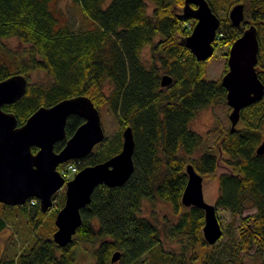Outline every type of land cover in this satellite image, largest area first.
<instances>
[{"label": "trees", "instance_id": "obj_1", "mask_svg": "<svg viewBox=\"0 0 264 264\" xmlns=\"http://www.w3.org/2000/svg\"><path fill=\"white\" fill-rule=\"evenodd\" d=\"M74 1L90 26L71 29L56 8L57 0H0V80L14 73L27 78L25 93L2 108L22 124L40 105L85 94L99 110L104 107L113 113L120 128L113 137L104 136L97 149L69 161L80 168L108 158L120 149L121 131L130 125L133 170L120 185L95 186L90 201L80 208V224L65 245L52 239L64 192L45 212L35 197L18 205L1 203L7 208L17 206L31 232L13 256L0 257V264H78L81 243L85 244L81 249L93 257L92 264L140 260L143 264H248L246 257L264 264V152H256L264 137V94L241 109L233 130L229 122L209 144L190 121L199 109L227 105L226 88L221 76L205 78L206 60L197 59L184 42L196 21L190 15L196 5L189 2L184 10L185 0ZM206 1L219 18L215 46L228 51L244 28L256 27L255 67L264 83V0ZM239 2L244 5V19L234 25L228 10ZM10 38L21 46H10ZM145 46H149L147 56ZM40 71L46 79H30ZM163 74L170 77L165 85ZM82 121L78 114L67 116L65 136L54 143L55 150ZM197 149L200 152L193 155ZM219 161L225 169L216 174ZM188 162L203 177L217 178L216 209H227L236 222L224 244L219 242L226 231L222 224L221 236L207 243L202 234L203 209L181 202ZM144 199L152 206L155 201L168 203L172 218L165 215L160 226L155 207L151 217L142 214ZM250 208L254 210L245 214ZM9 213L0 214V231L7 226ZM162 234H168L177 247L164 248ZM116 250L120 256L111 263Z\"/></svg>", "mask_w": 264, "mask_h": 264}, {"label": "water", "instance_id": "obj_2", "mask_svg": "<svg viewBox=\"0 0 264 264\" xmlns=\"http://www.w3.org/2000/svg\"><path fill=\"white\" fill-rule=\"evenodd\" d=\"M196 6L190 15L196 21L185 37L186 46L197 59L205 60L214 51L213 41L219 18L206 0H185ZM243 3H235L228 10L232 24L244 19ZM259 40L253 24L243 29L229 46L227 69L221 75V84L226 88L225 100L230 107L228 119L230 129L235 128L240 111L259 100L264 94V83L256 71ZM170 81L166 74L161 84ZM27 78L21 73L11 74L0 80V202L9 205L23 204L31 197L37 198L42 212L53 206V195L64 185V200L57 209L52 239L65 245L72 239L81 222L80 208L90 201L96 185H120L133 170L134 138L130 125L121 131V147L108 158L80 167L70 178L57 168L58 164L86 156L104 139L99 109L85 94L62 98L51 105L38 106L22 124H17L15 115L2 108L26 91ZM78 114L83 121L66 138L59 150L54 143L65 136V124L69 114ZM36 150L32 151L31 147ZM264 152V137L256 147ZM187 180L181 194V202L201 207L204 211L202 234L204 240L214 243L222 234V226L214 203L204 200L202 175L188 162L185 165ZM120 256L118 250L111 255L113 263Z\"/></svg>", "mask_w": 264, "mask_h": 264}, {"label": "rangeland", "instance_id": "obj_3", "mask_svg": "<svg viewBox=\"0 0 264 264\" xmlns=\"http://www.w3.org/2000/svg\"><path fill=\"white\" fill-rule=\"evenodd\" d=\"M56 8L61 13V17L68 24V26L73 30H79L85 27L90 26L91 22L84 18L80 6L74 0H57ZM7 43L13 48L20 47L21 44L18 42L16 38H10L7 40ZM228 52L225 48H221L219 46L214 45V51L211 56L205 59V67L206 73L205 78L207 79H215L220 77L225 70V62L227 58L226 52ZM225 52V53H224ZM144 56L149 54V46H145L143 49ZM225 70V71H224ZM31 80L38 79H46V75L43 72H35L30 75ZM100 119L101 125L103 127L105 136L108 138L113 137L118 129L120 128V124L118 123L116 117L113 113H111L106 108H101ZM229 124L228 120V109L227 105L223 103L213 104L211 106L199 109L197 113L193 116L190 121V126L203 135L207 143H214L216 138V134L220 130V128L225 127ZM263 133H264V123L262 125ZM100 143V142H99ZM97 143L93 150L97 149L100 145ZM200 152V149H197L193 155H196ZM87 160H81L80 163H85ZM67 166V165H66ZM65 166V167H66ZM225 166L221 161H219V166L216 169V174L220 171L224 170ZM59 170L61 174L66 178H69L73 175L70 173L68 175H64L62 173V168ZM202 191L204 200L208 203H214L215 197L218 191V183L215 175L209 177L202 176ZM64 192V185L60 190H58L53 196V206L58 202V198ZM51 207V208H52ZM156 208L157 219L159 220V224L161 226L162 221L164 220V216H168L172 218L171 207L168 203L155 201L154 206L152 203L144 199L142 204L141 213L148 215L151 217V209ZM254 209L250 208L244 211V213H250ZM5 212H10L9 216L6 217L7 226L0 231V257L1 256H13L30 238L31 227L28 225L26 221V216L17 206H13L11 208L4 207L0 202V214H5ZM217 215L220 220L222 226L226 229L225 234L219 240L221 244L226 243L227 235L232 234L235 231L234 220L232 219L229 211L224 208H217ZM178 243L172 240L168 234H162V246L164 248H173L177 247ZM85 244L81 243L77 248V260L78 264H92L93 257L86 249H81ZM88 246V245H87ZM146 257V255L144 256ZM144 262L138 261L135 264H143ZM246 263L248 264H256V262L246 257Z\"/></svg>", "mask_w": 264, "mask_h": 264}, {"label": "built area", "instance_id": "obj_4", "mask_svg": "<svg viewBox=\"0 0 264 264\" xmlns=\"http://www.w3.org/2000/svg\"><path fill=\"white\" fill-rule=\"evenodd\" d=\"M77 169H78V165L76 163L72 162V163H69L66 167H64L62 169V173L64 175H68L70 173L76 172Z\"/></svg>", "mask_w": 264, "mask_h": 264}]
</instances>
